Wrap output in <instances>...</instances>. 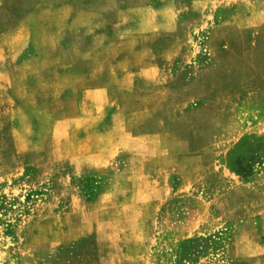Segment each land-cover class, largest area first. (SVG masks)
Masks as SVG:
<instances>
[{
	"label": "rangeland",
	"instance_id": "1",
	"mask_svg": "<svg viewBox=\"0 0 264 264\" xmlns=\"http://www.w3.org/2000/svg\"><path fill=\"white\" fill-rule=\"evenodd\" d=\"M0 264H264V0H0Z\"/></svg>",
	"mask_w": 264,
	"mask_h": 264
},
{
	"label": "crops",
	"instance_id": "2",
	"mask_svg": "<svg viewBox=\"0 0 264 264\" xmlns=\"http://www.w3.org/2000/svg\"><path fill=\"white\" fill-rule=\"evenodd\" d=\"M173 4L176 5H173L174 8L178 7L179 9V4L174 1ZM164 6L166 7V5ZM153 13L157 15V12ZM141 20H145L147 23L144 24L145 31H173L177 27L176 20L174 24L172 22L171 24H164L159 18L155 21L148 18H142ZM91 58H88L87 62L92 66L91 72L85 73L77 81L78 85H81L77 89L78 106L82 113L80 119L85 122V127H83L85 131L89 129L87 127L89 123H92L91 127H97V124L100 126L101 123L107 121L109 116L115 117L118 112H121L115 108V101H113L115 89L132 90L141 82L144 85L151 82V80L159 79L158 81H161L159 71H152V66L139 69L123 68L120 61L114 63L115 60L111 58H100L98 56H92ZM149 68L151 71H149ZM84 143H88V140Z\"/></svg>",
	"mask_w": 264,
	"mask_h": 264
}]
</instances>
